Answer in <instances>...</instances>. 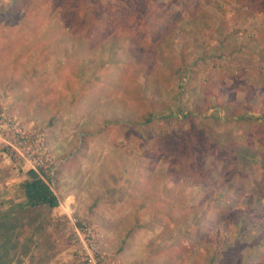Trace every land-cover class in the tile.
Returning a JSON list of instances; mask_svg holds the SVG:
<instances>
[{
    "label": "rangeland",
    "instance_id": "obj_1",
    "mask_svg": "<svg viewBox=\"0 0 264 264\" xmlns=\"http://www.w3.org/2000/svg\"><path fill=\"white\" fill-rule=\"evenodd\" d=\"M51 1L0 0V115L44 134L50 187L60 204L66 195L74 202L65 216L15 212L11 264H78L68 216L94 225L102 250L121 263L219 264L211 244L226 210L211 204L205 224L204 198L218 177L264 192L253 163L227 150L240 135L264 160V126L235 117L264 116V0L251 15L246 0L198 1L215 23L187 16L179 0H170L176 14L138 23L112 8L97 29L89 16L75 18V0ZM26 179L0 152L3 208L24 206ZM255 237L245 240L251 249ZM199 247L211 248L205 259ZM233 252L223 250L225 264H235Z\"/></svg>",
    "mask_w": 264,
    "mask_h": 264
},
{
    "label": "trees",
    "instance_id": "obj_2",
    "mask_svg": "<svg viewBox=\"0 0 264 264\" xmlns=\"http://www.w3.org/2000/svg\"><path fill=\"white\" fill-rule=\"evenodd\" d=\"M198 1L200 0H179V4L182 8V11L187 16L195 18L196 15H200L199 13H201L204 16L211 17L215 23L217 21V16H213V14L207 15L206 12L200 9V4ZM256 1L258 0H246V3L251 7V10H249L250 12L245 11L246 15L254 14L255 11H257L258 8ZM194 2H196L198 5L196 9L192 6ZM51 3L52 1L48 4V6H52ZM74 4L76 5L75 10L73 11L75 18L76 16H81L82 18V15L89 16L90 20L88 23L90 25H94L93 28L95 29L98 28V24H95L96 19L98 18L97 21L99 22L103 21L99 20L100 16L104 13H107L112 8L113 11L132 16L136 23H138L137 17L139 15L160 16L167 13L176 14V12L171 10L172 8L170 7V0H108V2L106 1L105 4L104 2H102V0H75ZM217 5V9L219 10L221 8V4L218 3ZM53 7L54 6H52V8ZM240 10L241 8L237 9V11ZM243 10H245V7L243 8ZM233 11L235 12L236 9L234 8ZM224 14H226L225 11L222 14V19H224ZM191 20L189 19V21ZM239 32L240 31L236 29L235 32L232 31L231 34ZM254 112L255 111L250 109L248 110V112H246L247 116L235 115V117L236 119L243 117L242 119H244L245 122H251L259 128L263 127L264 116H257ZM154 114V108L152 110L144 112L141 116L143 123H150L154 117ZM237 137H239L238 142L235 141L231 146L227 147V150L232 154V158H235V160L239 159L241 161H245V164L253 163L254 171H257L260 175L264 176V160L259 161L257 158H255L250 147L251 145L248 142L243 141L240 138V135H237ZM258 143L259 145L263 144L260 141ZM224 146L225 144H218V146H216V151H222V149L226 148ZM205 148H207V146H205ZM204 151L205 150L203 149L202 152L204 153ZM186 155L188 156L187 152ZM220 173L221 172H219V174ZM217 179L219 180L218 183L214 185V195H208L204 198L207 200V202L203 203H207L208 206L203 212V221L205 222V224L206 222H209L206 214L207 211H211V204H216L215 207H219L221 209L219 213L222 212L223 214L224 210H226L225 217L218 220L219 237L217 238V242L215 244H211L212 249H214V253L218 255V263L225 264L224 259L221 258V254L223 250L233 248V254L235 255V257L228 256L229 261H232L234 258L235 264H243L244 258V264H264V192H249L247 189H245L244 186H236L235 183L233 184L232 182L225 181L221 177H218ZM217 179H213L211 182L215 183V180ZM23 197L24 206L28 211L42 207L48 209H56L59 207V200L50 187L48 177H39L32 171L27 174V179L25 180L23 186ZM14 210L18 212L24 211L22 205L19 206V208L16 207ZM14 210L10 209V211H6L0 209V239L2 238L1 230L4 229L3 227L5 226V223L8 221L11 222L10 218L15 216ZM23 214L26 215L27 213L23 212ZM12 219L16 220L17 222L19 221L18 216ZM7 228L8 229L6 230H13L15 227H13L12 225L11 227ZM251 236H257V238L255 237V248L252 249L250 248L249 244L245 242V240H247ZM257 239L259 240L260 244H258ZM260 246H262V248H260ZM6 248L7 247H5V245H0V254H9L10 249H15L16 246L14 245L13 248L11 246L10 249ZM199 248V252L200 254L202 252V256L203 253L208 254L211 249L204 247ZM243 249L244 254L242 258L240 254H242L241 250ZM228 263L230 264L231 262ZM0 264H4L3 256H0Z\"/></svg>",
    "mask_w": 264,
    "mask_h": 264
},
{
    "label": "built area",
    "instance_id": "obj_3",
    "mask_svg": "<svg viewBox=\"0 0 264 264\" xmlns=\"http://www.w3.org/2000/svg\"><path fill=\"white\" fill-rule=\"evenodd\" d=\"M0 152L9 157L18 171L34 172L45 177L54 164L44 134L6 115H0ZM72 231L71 243L80 246L78 264H125L104 252L100 246L97 228L73 216H68Z\"/></svg>",
    "mask_w": 264,
    "mask_h": 264
},
{
    "label": "crops",
    "instance_id": "obj_4",
    "mask_svg": "<svg viewBox=\"0 0 264 264\" xmlns=\"http://www.w3.org/2000/svg\"><path fill=\"white\" fill-rule=\"evenodd\" d=\"M0 102H3V101H1V98H0ZM6 107V106H5ZM11 115H13L14 116V114H11ZM5 189V188H4ZM7 189H9V188H7ZM9 192L10 193V190H4V192ZM54 192V191H53ZM3 193H1L0 195H2ZM54 194H55V192H54ZM56 195V194H55ZM57 197V196H56ZM58 198V197H57ZM13 200H15V199H10L9 200V205L8 206H10V203L11 202H14ZM59 200V199H58ZM72 202H74L73 201V199H72V197H71V195L69 196V195H66L65 196V203H64V205L63 204H60V202H59V207L58 208H56V209H50L51 211H53L55 214H59V213H62L64 216L66 215V214H68L67 212H70V210H71V205L73 204ZM71 203V204H70ZM6 205V204H5ZM11 205H12V203H11ZM19 206H21V204L19 205ZM19 206L18 205H16V204H14V206H12V207H9V208H3L4 207V204H1L0 205V209L2 210H6V211H10V209H15L16 207H18L19 208ZM22 208H26V207H24V206H22ZM45 208V207H44ZM47 209V208H46ZM72 211V210H71ZM14 212H18V211H16V210H14ZM19 213V212H18ZM13 224H11V222H6L5 223V226L3 227L4 229L3 230H1V236H2V238L0 239V245H5V244H9V243H11V244H13V242H12V239H11V236L13 235V239L15 238L14 236H15V234H17V233H15V232H13L14 231V229H16V228H18V226H15V225H13V227H15L13 230L12 229H10V230H6V229H8L7 227H11ZM20 229V228H19ZM18 235V234H17ZM16 242H14V244H15ZM23 248H25L24 246H23ZM26 249V248H25ZM24 250V249H23ZM21 256H23V253L21 254ZM11 257H12V254H11V252H9V254H6V255H3V262H4V264H11L12 263V259H11ZM59 264V263H58Z\"/></svg>",
    "mask_w": 264,
    "mask_h": 264
}]
</instances>
